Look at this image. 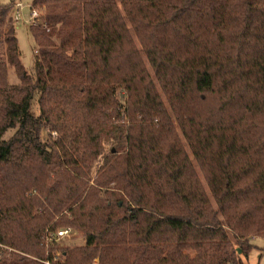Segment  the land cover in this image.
I'll use <instances>...</instances> for the list:
<instances>
[{
    "label": "trees",
    "instance_id": "16d2710c",
    "mask_svg": "<svg viewBox=\"0 0 264 264\" xmlns=\"http://www.w3.org/2000/svg\"><path fill=\"white\" fill-rule=\"evenodd\" d=\"M11 6L0 245L15 252L0 264H40L29 257L64 227L84 245L61 247L63 264H242L225 228L264 238V0H33L32 73ZM44 125L60 138L43 143Z\"/></svg>",
    "mask_w": 264,
    "mask_h": 264
},
{
    "label": "rangeland",
    "instance_id": "374dc122",
    "mask_svg": "<svg viewBox=\"0 0 264 264\" xmlns=\"http://www.w3.org/2000/svg\"><path fill=\"white\" fill-rule=\"evenodd\" d=\"M32 2L33 0H0V6H9V5H16V4H20L21 5V10L19 11V17H20V21L18 23H13V25H15V33H16V39H17V43H18V47H19V51H20V58H21V62L25 68V70L28 73H32L33 72V61L34 58L36 56L35 53V48H34V44L33 41L31 39V37L28 34V28L30 26H34V27H42L43 26V20H42V16H41V12L37 9H34L35 13H36V17L34 18V21L31 22V13H32ZM14 15V7L11 6V8L9 9V16H13ZM3 45L0 42V61L4 60V52H3ZM7 81L10 85H16L18 83L17 77L15 76L14 70L12 68H9L7 71ZM41 92L42 90L40 88L34 90L32 97L30 99V103H29V108H28V115L32 116L33 118H40L41 116V109L39 106V98L41 96ZM14 130H8L4 136L3 139H9L10 137L13 136L14 134ZM58 138H60L59 134H56L55 132H52L51 130H49V127H47L46 125H44L41 133H40V139L43 143H53L55 140H57ZM182 143L185 146L184 141H182ZM110 145L109 144H104L103 146V153L102 155H105L109 152L110 150ZM186 151L189 154V151L187 149V147L185 146ZM190 156V154H189ZM191 158V156H190ZM101 158H99L95 164H94V169H93V174L92 177L94 178L96 175V171L98 169V167L101 165ZM192 160V159H191ZM192 163L198 173V176L200 178V181L208 195V197L211 200V197L209 195V192L207 190V187L205 185V182L199 172V170L196 167V164L193 162ZM92 184V183H90ZM111 186H107L106 189L107 190H112ZM211 203L213 204V201L211 200ZM214 206V204H213ZM215 207V206H214ZM74 230V234L67 239L61 240L60 242L63 244V246L60 245H55L54 248L55 250L50 252V249L52 248L51 245H48L46 247V245L44 246V250H45V255L42 259H34L32 257H29V259L31 260H35L36 262L40 263V264H44L43 262L45 261L46 258H50V257H58V262L59 264H63V258H62V254H61V247H65V246H70V247H81L84 245V236L82 233H80L77 229H73ZM225 233L227 235L228 238V242L230 244V248L236 252V256L240 258L242 264H264V238L260 237V236H251L249 237L248 240L246 239H238L236 238L233 233L229 230L225 228ZM245 241L244 244H242L241 242ZM44 243H45V238H44ZM51 246V247H50ZM242 249V250H241ZM0 251L1 252H5V256L3 254L4 257H7L9 253H13L15 251H13L11 248L5 247L0 245ZM238 251H240V253H238ZM97 263V261H95V264Z\"/></svg>",
    "mask_w": 264,
    "mask_h": 264
},
{
    "label": "built area",
    "instance_id": "2783aa9c",
    "mask_svg": "<svg viewBox=\"0 0 264 264\" xmlns=\"http://www.w3.org/2000/svg\"><path fill=\"white\" fill-rule=\"evenodd\" d=\"M21 5L20 4H16L14 5V15H13V22L14 23H18L20 21V17H19V11L21 10ZM36 17V13L33 10L31 13V22L34 21V18ZM111 188V187H110ZM74 234V230L70 227H64L61 228L59 230H57L55 233H48L45 236V245L46 247L52 243V242H59L61 240L70 238L72 235ZM58 257H50V258H46L45 261L43 262L44 264H59L58 262Z\"/></svg>",
    "mask_w": 264,
    "mask_h": 264
},
{
    "label": "water",
    "instance_id": "95a60500",
    "mask_svg": "<svg viewBox=\"0 0 264 264\" xmlns=\"http://www.w3.org/2000/svg\"><path fill=\"white\" fill-rule=\"evenodd\" d=\"M238 253H240V251H238Z\"/></svg>",
    "mask_w": 264,
    "mask_h": 264
}]
</instances>
